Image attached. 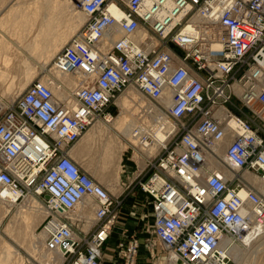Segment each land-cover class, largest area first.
<instances>
[{"label":"built area","instance_id":"1","mask_svg":"<svg viewBox=\"0 0 264 264\" xmlns=\"http://www.w3.org/2000/svg\"><path fill=\"white\" fill-rule=\"evenodd\" d=\"M67 1L87 19L53 63L79 71L80 79L65 98L38 78L13 99L0 98V200L47 194L44 248L68 255L67 264H102L103 256L110 264H136V233H123L103 251L118 200L69 154L90 125L111 122L110 106L131 86L152 104L148 112H164L172 127L137 182L165 259L232 264L223 237L245 242L251 227L253 236L264 232V197L243 175L221 169L226 164L264 181V0ZM110 28L114 36L106 39ZM86 199L96 222L82 241L69 212Z\"/></svg>","mask_w":264,"mask_h":264},{"label":"rangeland","instance_id":"2","mask_svg":"<svg viewBox=\"0 0 264 264\" xmlns=\"http://www.w3.org/2000/svg\"><path fill=\"white\" fill-rule=\"evenodd\" d=\"M31 1H34V0H0V32H3L6 38L10 41L9 46L12 48L15 47L14 43L17 42L18 40H19L18 42H20L21 44H24L25 39L21 37L23 36L24 33L23 34L20 33L21 36H18L19 34L15 33L14 29H17V28L10 26L13 23H11V21L9 20V16H7V14L10 11H14V9L16 10V9L25 7V5ZM68 3L71 5L70 2ZM45 6H48V4ZM31 8L35 10V12H31L28 14H25V12L24 14L22 13L17 14L21 16H20V22L19 20L17 21L16 19L15 26L18 27L22 32L25 31V34H27V37H28L26 38V42L29 45L31 44V42L34 44L35 35H38L37 36V38L39 37L38 40H40L41 38V42L43 43L52 41L54 33H57L63 30L61 27V23L58 22V24H56V22H54L53 24L55 25V27H53V29L50 27L49 28L50 30L49 31L47 30L48 34L47 32L46 34L43 33L42 29L41 30L39 29V32L42 33L43 35L39 34L38 31L36 32V30L33 29L34 27L31 26L32 21L30 22L29 20L42 19V17L46 15L47 13L44 11H41L43 7H40L37 5H34ZM37 8H38V11H36ZM54 13L56 12L54 11ZM25 15L26 17H24ZM31 17H33V19H30ZM77 29L78 28H74V30L70 31L66 35V37H64L62 42L65 43V41H67L69 37L74 32H76ZM49 35H50V38H49ZM44 36H47V38ZM66 38L68 39L66 40ZM62 42L61 44L63 45L64 43ZM61 44L58 45L54 57L56 56L57 52H59L58 50L61 48L62 46ZM45 49L47 48L45 47ZM21 50L22 52L20 51L17 52V50L13 48V51L11 53L12 54L14 53L16 55V56L14 55L13 57L21 59L22 56L25 55L24 54L25 51L22 47H21ZM45 53L46 51L43 54H41V56L33 55L32 53L30 55L33 58L35 57V59H40L39 57L43 58L45 56ZM53 58L51 59L52 65L48 64L50 62L49 61L44 67L45 70L40 72V74H39V71L44 68L38 65L35 68L33 76H29V77L27 76L28 78L27 77L25 78L24 77H12L11 78L10 76H0V98L5 99L7 101L13 99L17 95H19L21 92H23V89L27 83H29L31 80L35 78H38L43 81L51 80L52 81L51 86L56 87L57 89H64V90L66 89L65 94H68L69 96L70 95L69 93H71L70 91L73 87L75 77L73 78L74 80H72L71 87H69L68 89L66 86V82H65L66 79L65 78L63 79V77L59 73H56L57 70L54 68L55 64L53 63ZM20 61L21 60H17L16 62L13 63V65L10 64L8 68L10 67L18 68L20 64L22 63ZM14 66H17V67H14ZM48 68H49V71L47 73L46 71ZM77 72L78 71L74 72V70H72L71 74L74 75V74H77ZM46 73L47 75L42 76L43 74H46ZM77 76H79V72ZM78 78L79 77H77V79ZM11 80H12V83H11ZM23 83H24L23 85L24 87L21 90H18L16 87L20 88ZM54 84H56L57 86H54ZM11 87H12V92L8 90V88L11 89ZM128 88H133V87H128ZM3 90L5 92H2ZM133 90L135 89L133 88ZM124 93L125 92H123L122 94L118 96V98L115 100V104H112L108 110L113 114V118L116 117L119 113L126 111L125 115H127V117L125 118V121H123L118 126L114 125L117 129L123 130V128L125 127L128 129H132L133 127L141 125L143 128L151 127V130L154 131L156 127H159L161 120H160V123H157V122L159 121L160 115L156 113L148 112L149 107H147V104L152 105L151 103L146 102L145 99H143L142 101L137 100L136 97H138L139 94H137V96L135 94V98H132V100L128 101L126 104L124 103L121 105L119 103V100H121L124 97ZM233 100L238 101L237 99H233ZM167 117L166 119H168ZM189 118H190V115H187L181 121L188 122ZM97 122L103 123L101 124L102 130H99V132H96V133H93L87 136V133L89 131H92V127L89 128L91 126L90 125L82 134L83 136H81L78 139V141L74 144L73 149H72L73 152L71 153L73 154L74 152H76L77 154H79L80 159H77V160H80V162L84 163L83 166L86 167L89 174L95 180L101 183L108 190L110 194L116 197L119 203L116 206V213L117 212L120 214L122 213V215L119 214V216L117 217V221L114 226V235L112 236L111 239H109L106 242V244L103 247V251H105L106 249H107L106 251H109L108 249L112 247L114 248L116 241L123 239L124 237L123 233H136L139 239L141 240L140 246L138 249V256H137L136 264H165V262L167 261L165 259L166 258L165 250L159 246L156 238L151 232V213L149 211V208H150L149 199L137 187V182L140 178H138V176L133 178L132 174H128L126 172L120 171L121 158L123 156V152H133L134 154L133 157L134 156L136 157L138 155L137 152H159L161 150V147L159 146L155 147L154 139L152 137H147L146 140L149 142L151 141V142L148 146H146V148H142L139 144L130 142L127 138L121 135L112 126H110L109 128L107 127L105 128L104 124H109V123H104V121H102L101 118L98 119ZM106 141H111L114 144L123 142L127 145V148L123 152H118L120 153V155H118V153H113L111 155L112 157L110 156L107 159L106 155L103 153V145ZM227 143H228V140L225 139L223 142V147L219 149L218 154H222V152H224L223 151L224 145H226ZM106 162L108 163V167L105 166ZM104 166L106 167V169L112 168L115 171H107ZM222 168L225 170H228L229 173L232 172V174L239 173L243 175L244 177H246L245 175L246 173H248L254 176V174L250 171L238 172L236 169H232L230 168V166L226 164ZM229 168L232 170H230ZM247 180L250 182L252 187L257 191V193L260 196L264 197V192L261 191L260 185L258 186V184L253 183L248 178ZM44 198H46L44 195H40V194L38 195L32 192H24V195L19 200H17L16 203L10 204V206H7L5 203H3L5 204L3 206L2 202H0V237H1L0 238V248H1L0 251L4 247L2 245L6 243H9L10 245L12 244L14 247L13 246L11 247H13V249L14 248L17 249V252L14 254L15 257L13 256V261L11 262V264H48V262L51 264V262L54 260L52 258L51 260L46 261L47 259V258L45 259L46 254L48 253L47 255H51L54 258H57L56 257L57 255L59 256L58 252L47 251L44 248V240H45L44 235H43L44 238L42 237L40 239L39 237H37V240L36 238L32 237L33 231L36 234L41 232L49 216L47 213V208L44 204ZM129 200L139 201L143 204V207L142 208L140 207L136 208L135 206L133 207L131 206V203ZM83 203L84 201L81 203V205ZM43 208L45 209L44 210L45 212L43 213L39 212ZM124 209L125 210L127 209V210L125 211ZM131 211H133L134 213L136 212L138 217L135 216V214H131L130 213ZM88 213L90 214L91 217L89 216ZM69 215L70 217L73 218L72 223H73V228H74L76 235H78V237L81 238L82 241L83 239H86V238L90 239V234L92 233L95 227L94 226L95 222H96L94 219L92 210L89 208V211H87V214H86V212L81 211L80 206L78 207L76 206L71 212H69ZM87 218L88 220H86ZM133 222H138L140 226L136 227L132 225ZM146 226L148 228H146ZM250 234H253V232H250ZM31 242H33L34 245H32ZM232 243L234 244L233 248L231 249L232 264H264V232L262 234H257L255 236L250 235V240L248 242L247 241L244 242L239 237H235V238L232 237ZM14 260H17V261H14ZM71 260L72 258H70L68 255L67 256L61 255V259H60L61 262L59 264H67ZM102 264H110L109 258L106 256H103Z\"/></svg>","mask_w":264,"mask_h":264},{"label":"bare ground","instance_id":"3","mask_svg":"<svg viewBox=\"0 0 264 264\" xmlns=\"http://www.w3.org/2000/svg\"><path fill=\"white\" fill-rule=\"evenodd\" d=\"M32 2V1H31ZM69 1H66V0H53V3H52V5H53V7H52V10H56L55 12H57V13H55V14H53L52 13V11L51 10H49V18L47 19L48 20V22H47V25L49 26V21L51 22V21H53L54 20V18H55V20H57V22H56V24H58V22L59 23H62L63 24V27H64V29L63 30H61V31H59V32H57V33H54L55 35H54V37H53V40L52 41H50V44L48 45V47H47V49H46V53H45V56H44V60L45 61H48L49 59L51 60V58H53L54 57V55H55V53H56V49H57V47H58V45L59 44H61V42H62V40L64 39V37H66V35L72 30V29H74L75 27H77V26H79L80 25V23H81V21L84 19V17L83 16H81V14H80V12H78V11H74L73 10V7L68 3ZM28 5V4H27ZM26 9V8H25ZM10 13V12H9ZM21 16V15H20ZM31 16V15H30ZM42 16V15H41ZM25 17V16H24ZM45 19V18H44ZM23 21V20H22ZM55 22V21H54ZM5 23V22H4ZM9 23V22H8ZM41 23V22H40ZM42 23H43V21H42ZM34 24V23H33ZM5 25V24H4ZM39 25V24H38ZM43 25V24H42ZM42 25H41V27H42ZM36 26V25H35ZM53 26H54V24H53ZM52 27V26H51ZM18 28V27H17ZM38 28H40V27H38ZM50 26L49 27H47L46 29L49 31L50 29ZM43 29L44 28H42V31H43ZM52 29H53V27H52ZM17 30V29H16ZM45 30V29H44ZM46 30V32H47V34H48V31ZM52 31V30H51ZM33 32V31H32ZM44 32V31H43ZM46 32H44L45 34H46ZM114 32H115V29L114 28H110L109 30H107L106 31V33H105V37H106V39H110V38H112L113 36H114ZM1 34V33H0ZM18 34V33H17ZM44 34V35H45ZM2 35V34H1ZM43 35V34H42ZM3 36V35H2ZM37 36L38 35H35V39H34V47H33V49L32 48H30V49H32L31 50V53L33 54V55H40L41 56V53L43 52H39V50H38V46H40V43H43V42H41V38H40V40H38V38H37ZM48 36V35H47ZM47 36H44V37H46L47 38ZM52 37V36H51ZM28 38V37H27ZM49 38H50V35H49ZM68 38H66V40H67ZM43 40V39H42ZM19 41V40H18ZM22 41V40H21ZM45 41V40H44ZM66 42V41H65ZM27 43V42H26ZM48 43V42H47ZM62 43H64V42H62ZM39 44V45H38ZM25 45V44H24ZM62 45V44H61ZM18 46V45H17ZM43 47V46H42ZM41 47V48H42ZM44 47H45V45H44ZM25 49V48H24ZM12 50H13V48H12ZM16 50H18V49H16ZM61 50V49H60ZM60 50H58V51H60ZM8 51V50H7ZM28 51H30V50H28ZM10 52V51H9ZM4 54H5V52H4ZM7 54V53H6ZM5 54V55H6ZM13 55H14V53H13ZM32 55V56H33ZM9 56V55H8ZM8 56H4L5 57V59H6V57H8ZM30 56V55H29ZM9 58H11V56H9ZM33 58V57H32ZM4 59V58H3ZM12 59V58H11ZM8 61H10V60H8ZM4 62H5V60H4ZM3 62V63H4ZM11 62V61H10ZM8 63V62H7ZM10 64V63H9ZM34 64V63H33ZM44 64V63H43ZM42 64V65H43ZM4 65V64H3ZM26 64H24V66H25ZM32 65V64H31ZM9 66V65H8ZM7 66V67H8ZM2 67V66H1ZM35 67V66H34ZM4 68V67H3ZM6 68V67H5ZM54 68L57 70V72L56 73H59L62 77H63V79L65 78L66 79V86H67V88L69 89V87H71V83H72V80H74V83H73V85H75V82H76V79H77V77H79L78 78V80L80 79V75H81V73L79 72V76H77L78 75V72H77V74H71V70H66V69H62V68H60L59 66H57L56 64L54 65ZM2 70V69H1ZM1 70H0V74H1ZM3 73H4V70H3ZM24 73V72H23ZM5 74V73H4ZM3 74V75H4ZM8 74V73H7ZM31 74V73H30ZM8 75H10V74H8ZM27 75H28V73H27ZM26 75V76H27ZM56 75H58V74H56ZM0 76H2V75H0ZM24 76V75H23ZM22 76V77H23ZM29 77V76H28ZM27 77V78H28ZM58 77V76H57ZM75 77V78H74ZM10 78V77H9ZM11 78H12V76H11ZM24 78H25V76H24ZM26 78V79H27ZM61 78V77H60ZM74 78V79H73ZM2 79V78H1ZM21 79V78H20ZM49 79V78H48ZM62 79V78H61ZM45 80V79H44ZM50 80V79H49ZM26 81V80H25ZM41 81H43V80H41ZM51 81V80H50ZM10 82V81H9ZM22 82V81H21ZM20 82V83H21ZM43 82H48V81H43ZM11 83H12V80H11ZM10 85V84H9ZM24 83L21 85V87L20 88H18V87H16L18 90H21L24 86ZM6 86V85H5ZM54 86H57L56 84H54ZM12 87H13V85H12ZM12 87H11V89H9L8 88V90L10 91V92H12ZM129 87H131V86H129ZM4 88V87H3ZM15 88V87H14ZM128 88V87H127ZM51 89H52V92H53V94L56 96V97H58V98H65V97H67L68 96V94H65V91H66V89L64 90V89H57L56 87H53V86H51ZM133 88H129L128 89V92L129 93H127V95L128 96H124L121 100H119V102L121 103V105L122 104H126L128 101H130L129 100V98H135V93H134V91L132 90ZM2 92H5L4 90L2 91ZM9 92V93H10ZM70 94V93H69ZM4 95V94H3ZM137 99L138 100H140V101H142L144 98L143 97H137ZM163 101L166 103V104H169L170 103V93H169V90L168 91H166V94H165V97L163 98ZM120 105V104H119ZM147 106L149 107V106H152V105H148L147 104ZM123 110V109H122ZM157 110V109H156ZM158 111V110H157ZM125 112L126 111H123L122 113H119L115 118H113V119H115L114 120V125H119V124H121L123 121H125V118L127 117V115H125ZM158 114L160 115V117H159V121L157 122V123H160V120H161V123H160V125H159V127H156L155 129H154V131H152L151 130V127H147V128H143L141 125H138V126H136V127H133L132 128V131H131V134H132V136L133 137H135L136 138V140H137V143L141 146V147H143V148H146V146H147V142L145 141V137L147 138V137H152L153 139H154V141H155V144H154V146H158V144L161 142V141H164L165 139H166V137H167V132H169L171 129H172V127H171V124H170V121L168 120V119H166V116L164 115V112H162V111H158ZM113 119L111 120V122L113 121ZM127 121H128V119H127ZM111 122H109V123H111ZM94 124V123H93ZM102 124V123H101ZM155 124V123H154ZM108 126V125H107ZM111 126V125H110ZM130 126H131V124H130ZM156 126V125H155ZM106 127V126H105ZM95 128V127H94ZM97 128V127H96ZM99 128V127H98ZM100 128H101V126H100ZM128 129V128H127ZM102 130V129H101ZM130 130V129H129ZM94 131V130H93ZM108 142V141H107ZM116 143V142H115ZM161 143H163V142H161ZM110 145H111V143H110ZM107 146V145H106ZM106 146H105V148H106ZM114 146V145H113ZM115 146H117V145H115ZM117 148V147H116ZM113 151V150H112ZM104 153H105V151H104ZM73 154H75V152L73 153ZM119 155H120V153H119ZM107 156H108V154H107ZM112 157V156H111ZM78 158V157H77ZM107 163V162H106ZM211 163H213V161L211 160ZM105 164V163H104ZM82 165V164H81ZM106 166V165H105ZM104 166V167H105ZM116 166V165H115ZM231 168V167H230ZM229 168V169H230ZM102 169V168H101ZM227 175H229V176H232L233 174H232V172H230L229 173V171L228 170H225V169H223V168H221ZM233 169V168H232ZM232 169H230V170H232ZM248 179H250L253 183H256V184H258V186L260 185V189H261V191H263L264 192V181L263 180H261L260 178H258L257 176H252V175H250V174H248V173H246V175H245ZM245 177V178H246ZM105 182V181H104ZM261 182H262V184H261ZM244 194V192H243V190H241L240 191V195L242 196ZM8 197H10L11 199H13V200H15V198L17 197V192L16 193H12V192H10L9 194H8ZM0 202H2V204L3 203H5L7 206H10V204H14V203H16V202H7V201H4V200H0ZM83 201H80L76 206L78 207V206H80V208H81V211H83V212H86V214H87V211H89V208L92 210V208H91V200L90 199H86L85 201H84V203L81 205V203H82ZM5 204H3V206L5 205ZM85 204V205H84ZM2 206V205H1ZM75 206V207H76ZM2 208V207H1ZM4 208V207H3ZM8 210V209H7ZM45 209L43 208L42 210H40L39 212H41V213H43V212H45L44 211ZM86 210V211H85ZM77 212V211H76ZM92 213H93V215H94V212H93V210H92ZM32 214H33V212H32ZM89 214V213H88ZM39 216V215H38ZM37 216V217H38ZM89 216H90V214H89ZM91 217V216H90ZM86 220H88V218L86 219ZM85 225V224H84ZM256 231V229L254 228V227H251V230H250V232H255ZM8 232V231H7ZM46 237V232L42 229L41 230V232H39L38 234H36L34 231L32 232V237H34V238H36V240H37V237H39L40 239L43 237L44 238V236ZM250 233H245L244 234V238L243 239H246L245 241H248V239L250 240ZM1 238V237H0ZM45 239V238H44ZM4 240V239H3ZM35 240V239H34ZM5 241V240H4ZM39 241V240H38ZM223 245H230V253H231V249L233 248V246H234V244L232 243V238H229V237H223ZM20 242V241H19ZM3 243H5V242H3ZM32 243V245H34L33 244V242H31ZM31 243H30V245H31ZM36 243V242H35ZM37 244V243H36ZM2 246H4L3 248H2V250L0 251V264H11V262L13 261V256H14V254L17 252V249H13V245L11 244H9V243H6V244H4V245H2ZM11 246H13V247H11ZM22 246V245H21ZM238 247V246H237ZM29 248V247H28ZM27 248V249H28ZM1 249V248H0ZM35 251V250H34ZM47 251H49V250H47ZM34 254V253H33ZM45 254V253H44ZM48 254V253H47ZM46 254V257H45V259H46V261H48V260H51L52 258H53V260L54 261H50L51 262V264H59L61 261H60V259H61V255L59 254V256L57 255L56 257L57 258H54V257H52L51 255H47ZM15 257V256H14ZM18 257H19V255H18ZM43 260V259H42ZM14 261H17V260H14ZM48 264H50L49 262H48ZM165 264H170L169 263V261H166L165 262Z\"/></svg>","mask_w":264,"mask_h":264},{"label":"crops","instance_id":"4","mask_svg":"<svg viewBox=\"0 0 264 264\" xmlns=\"http://www.w3.org/2000/svg\"><path fill=\"white\" fill-rule=\"evenodd\" d=\"M39 1H41V2H39ZM52 3H53V0H34V1H32V2H28L26 5H25V7H22V8H19V9H14V11H10V13H8L7 14V16H9V20L11 21V23H13L12 25H10V26H13L14 28H17L16 26H15V21H16V19H17V21L19 20V22H20V15H17V14H20V13H22V14H24V12H25V14H28V13H31V12H35V10H33L31 7L32 6H34V5H37V6H40V7H43L42 9H41V11H44V12H46L47 14L46 15H44L43 17H42V19H33V17H31L30 19H33V20H29L30 22L32 21V24H31V26L32 27H34L33 29H35L36 30V32L38 31V33L39 34H42V33H40L39 32V29L41 30L42 28H47V27H55V25L53 26V23H54V21L55 22H57V20H55V18H54V20L53 21H49V26L47 25V22H48V18H49V13L52 11V13L53 14H55L54 13V11H56V10H52V7H53V5H52ZM71 3V6L73 7V10L75 11H78V12H80V14H81V16H83L84 17V19L81 21V23H80V25L79 26H77V27H75V28H78L77 30H76V32L82 27V25L85 23V21H86V19H87V17H86V15H85V13L83 12V10L76 4V3H72V2H70ZM48 4V6H45V5H47ZM50 5V6H49ZM26 8V9H25ZM13 10V9H12ZM49 10H51L50 12H49ZM36 11H38V8H37V10ZM57 13V12H56ZM56 15V14H55ZM32 16V15H31ZM25 17H26V15H25ZM45 18V19H44ZM42 21H43V23H42ZM41 22V23H40ZM34 23V24H33ZM51 23V24H50ZM39 24V25H38ZM43 24V25H42ZM36 25V26H35ZM41 25H42V27H41ZM38 27H40V28H38ZM51 27V28H52ZM61 27H62V29H64V27H63V24L61 23ZM46 30L47 29H45V30H43L44 32H46ZM72 30H74V29H72ZM71 30V31H72ZM14 31H15V33H18L19 35L18 36H21V34H23V36H21L23 39H25L24 41H25V45L24 44H21L20 42H18L17 40V42H15L14 44V46L15 47H13V48H15V49H18L17 50V52L18 51H20V52H22V50H21V47L24 49V51H25V55H23L22 56V58L21 59H19V58H14L13 56L15 55H13L11 52L13 51L12 50V47H10L9 46V43H10V41L6 38V36L3 34V32H0L1 34H0V70H1V74L0 75H2V76H12V77H22L23 75L25 76V77H27V76H33V73H34V71H35V68H36V66H38V65H40L41 67H45L46 66V64L48 63L49 65H52V60H48V61H45L44 60V57L42 58V57H39L40 59H35V57L34 58H32L31 57V50L33 49V47H34V44L31 42V44L29 45V44H27L26 43V38H27V34H25V31L24 32H22L19 28H17V30L16 29H14ZM43 32V33H44ZM76 32H74L70 37H69V39L61 46V48L66 44V43H68L69 42V40L71 39V37L76 33ZM21 33V34H20ZM55 35V34H54ZM54 35H53V37H54ZM50 44V42H45V43H40V46H38V50H39V52L41 53L42 51V53L41 54H43L45 51H46V49H45V47L47 48L48 47V45ZM18 45V46H17ZM44 45H45V47H44ZM43 46V47H42ZM42 47V48H41ZM30 48H32V49H30ZM60 48V49H61ZM59 49V50H60ZM8 50V51H7ZM28 50H30V51H28ZM10 51V52H9ZM4 52H5V54H4ZM9 52V53H8ZM11 56V58H9V56ZM30 55V56H29ZM4 56H8V57H6V59H5V57ZM16 56V55H15ZM4 58V59H3ZM42 58V59H41ZM52 59V58H51ZM4 60H5V62H4ZM8 60H10V61H8ZM17 60H21L20 62H22L21 64H20V66L18 67V68H12V67H10V68H8L9 66H10V64L11 65H13V63L14 62H16ZM4 62V63H3ZM8 62V63H7ZM19 62V61H18ZM10 63V64H9ZM34 63V64H33ZM44 63V64H43ZM4 64V65H3ZM24 64H26L25 66H24ZM32 64V65H31ZM43 64V65H42ZM9 65V66H8ZM2 66V67H1ZM8 66V67H7ZM35 66V67H34ZM4 67V68H3ZM6 67V68H5ZM14 67H17V66H14ZM42 69V68H41ZM3 70H4V73H3ZM43 70H45V68L44 69H42V70H40L39 71V74H40V72H42ZM48 71H49V68L47 69V73H48ZM24 72V73H23ZM10 74V75H8V74ZM27 73H28V75H27ZM31 73V74H30ZM47 73L46 74H43L42 76H45V75H47ZM4 74V75H3ZM27 75V76H26ZM23 76V77H24ZM36 76V75H35ZM29 83H27L26 84V86L28 85ZM25 86V87H26ZM24 87V88H25ZM126 89H129V88H126ZM133 90V89H132ZM134 91V93L136 94V96H137V94H139V93H136L137 91H135V90H133ZM125 93H124V96H128L127 95V93H129L128 92V90H126V91H124ZM138 97H140V94L138 95ZM137 98V97H136ZM129 100H132V98H129ZM138 100V99H137ZM120 103V102H119ZM121 104V103H120ZM115 118V117H114ZM114 120L115 119H113V121L111 122V123H109V124H104L107 128H109L110 127V125L114 128V129H116L121 135H123L125 138H127L130 142H132V143H137V140H136V138L135 137H133L132 136V134H131V131H132V129H127L126 127L125 128H123V130H121V129H117L115 126H114ZM97 123H98V125H97ZM100 124V125H99ZM103 124V123H102ZM108 125V126H107ZM100 126H101V122H94V124H92L89 128H91L92 127V131H89L88 133H87V136H89V135H91V134H93V133H96V132H99V130H101V128H100ZM118 126V125H117ZM95 127V128H94ZM97 127V128H96ZM99 127V128H98ZM102 127V126H101ZM105 127V128H106ZM94 130V131H93ZM105 130H107V129H105ZM83 136V135H82ZM110 143H111V145H110ZM138 144V143H137ZM107 145V146H106ZM114 145V146H113ZM115 145H117V146H115ZM105 146H106V148H105ZM117 147V148H116ZM156 147V146H155ZM127 148V145L125 144V143H123V142H121V143H118V144H114L113 142H111V141H106L105 143H104V145H103V153H104V151H105V155H106V158L108 159V157H110L113 153H118V152H123L125 149ZM143 148V147H142ZM72 149H73V147L69 150V154L75 159V160H77V159H80L79 158V154H77L76 152H75V154H72L71 152H73L72 151ZM113 150V151H112ZM151 151V150H150ZM160 153V151L159 152H137V156L134 158L133 157V152H123V156H122V158H121V165H120V171H122V172H126V173H128V174H132L133 175V178H135L136 176H138V178H140V179H142V178H145L148 174H149V171H150V168H149V166H148V158H150L151 157V159L153 160V159H155L157 156H158V154ZM107 154H108V156H107ZM118 155H119V153H118ZM78 157V158H77ZM120 158V157H119ZM78 162H79V164L83 167V168H85V170L87 171V169H86V167H84L83 166V164L84 163H82V162H80V160H77ZM106 167H108V163H106ZM106 167H105V169H106ZM107 171H115L114 169H112V168H107L106 169ZM88 172V171H87ZM129 201H131V200H129ZM125 210V209H124ZM127 210V209H126ZM125 210V211H126Z\"/></svg>","mask_w":264,"mask_h":264},{"label":"water","instance_id":"5","mask_svg":"<svg viewBox=\"0 0 264 264\" xmlns=\"http://www.w3.org/2000/svg\"><path fill=\"white\" fill-rule=\"evenodd\" d=\"M48 195L47 194H45V197H47Z\"/></svg>","mask_w":264,"mask_h":264}]
</instances>
